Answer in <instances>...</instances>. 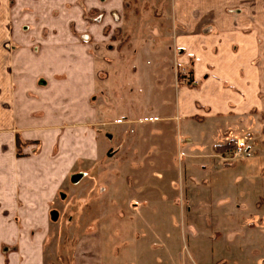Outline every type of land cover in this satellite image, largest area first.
Listing matches in <instances>:
<instances>
[{
	"label": "crops",
	"instance_id": "1",
	"mask_svg": "<svg viewBox=\"0 0 264 264\" xmlns=\"http://www.w3.org/2000/svg\"><path fill=\"white\" fill-rule=\"evenodd\" d=\"M172 4L179 44L198 56L193 79L200 83L178 93L179 112L186 118L204 108L216 115L264 113V0ZM125 5L126 0H0V264L54 261L51 228L60 213L53 205L65 197V184L77 180L80 164L98 161L107 144L96 126L92 42L113 40ZM118 182L121 194L126 174ZM119 207L124 211L117 219L116 264H138L131 244L139 236L138 207L134 201ZM109 232L103 223L81 233L72 264H110ZM220 233L209 246V264H235L236 235Z\"/></svg>",
	"mask_w": 264,
	"mask_h": 264
},
{
	"label": "rangeland",
	"instance_id": "2",
	"mask_svg": "<svg viewBox=\"0 0 264 264\" xmlns=\"http://www.w3.org/2000/svg\"><path fill=\"white\" fill-rule=\"evenodd\" d=\"M172 3L126 0L113 40L92 42L96 126L107 144L53 205L60 219L51 228L52 264H72L76 239L103 223L116 264L119 206L128 201L138 207V264H209L219 231L236 235L235 264L263 263L264 113L179 112L178 93L200 83H188L198 56L179 44Z\"/></svg>",
	"mask_w": 264,
	"mask_h": 264
},
{
	"label": "trees",
	"instance_id": "3",
	"mask_svg": "<svg viewBox=\"0 0 264 264\" xmlns=\"http://www.w3.org/2000/svg\"><path fill=\"white\" fill-rule=\"evenodd\" d=\"M188 83H194V79H192V77L191 78H189V80H188Z\"/></svg>",
	"mask_w": 264,
	"mask_h": 264
},
{
	"label": "water",
	"instance_id": "4",
	"mask_svg": "<svg viewBox=\"0 0 264 264\" xmlns=\"http://www.w3.org/2000/svg\"><path fill=\"white\" fill-rule=\"evenodd\" d=\"M80 176H78L77 178H79Z\"/></svg>",
	"mask_w": 264,
	"mask_h": 264
}]
</instances>
